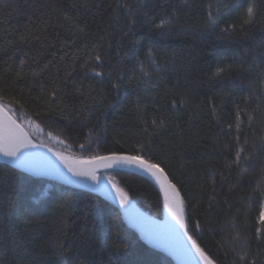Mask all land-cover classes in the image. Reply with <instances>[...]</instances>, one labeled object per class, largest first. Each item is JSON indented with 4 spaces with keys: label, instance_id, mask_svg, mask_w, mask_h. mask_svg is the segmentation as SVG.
<instances>
[{
    "label": "trees",
    "instance_id": "1",
    "mask_svg": "<svg viewBox=\"0 0 264 264\" xmlns=\"http://www.w3.org/2000/svg\"><path fill=\"white\" fill-rule=\"evenodd\" d=\"M250 2L0 0V105L64 157L115 152L159 164L189 234L215 264H264V0L246 24ZM161 19L171 24L157 29ZM241 148L251 158L237 165ZM102 177L165 221L151 179L126 170ZM0 264L173 262L94 193L0 162Z\"/></svg>",
    "mask_w": 264,
    "mask_h": 264
},
{
    "label": "water",
    "instance_id": "2",
    "mask_svg": "<svg viewBox=\"0 0 264 264\" xmlns=\"http://www.w3.org/2000/svg\"><path fill=\"white\" fill-rule=\"evenodd\" d=\"M0 108L3 107L0 105ZM5 117L15 121V123L20 126L23 132L31 140V142L33 144L39 145L34 141L29 133L4 109L3 112H0V120H3ZM60 157L64 156L57 155L40 145L35 149L27 151V155L22 166L17 165L15 162L4 157L2 154H0V162L6 163L16 170L34 177L82 188L94 193L117 209L123 223L130 230H132L142 242L156 251L164 254L173 262V264H203L200 258L195 254L194 249H192L187 237L183 235V230L167 210L166 218L169 219V226H164L162 222L157 221L143 213L130 199L129 206L127 208H121L118 200L115 199V192L112 187L113 183L102 177V174L113 170L132 171L151 179L160 188V185H158L155 179H153L151 176L134 167H116L115 165L108 166V163L104 161H97L95 164H87L85 163L87 160L68 157H64V159L61 160ZM66 164L70 165L77 171L89 174L94 173L97 177H99L100 190H97V185L94 184L93 181L87 176H73L65 166ZM179 199L181 200L180 195Z\"/></svg>",
    "mask_w": 264,
    "mask_h": 264
},
{
    "label": "snow or ice",
    "instance_id": "3",
    "mask_svg": "<svg viewBox=\"0 0 264 264\" xmlns=\"http://www.w3.org/2000/svg\"><path fill=\"white\" fill-rule=\"evenodd\" d=\"M140 3L143 4V0H140ZM211 7V6H210ZM257 4L255 0H251L249 6L246 9V24H251L255 21L257 16ZM209 22L213 21V14L210 11L208 13ZM171 24L170 19H161L158 24L155 25L157 29H165L167 26ZM222 31L228 32L229 29L225 28ZM156 56L153 55V50L149 49L147 53V60L151 62L157 69L159 65L156 64ZM95 60L100 62L97 66H102V58L99 55L95 56ZM21 67H23L25 61H19ZM138 63H142L139 62ZM143 72V68H141ZM226 69L223 67L217 68V75L222 72H225ZM92 75L94 77H102L103 73L101 71H96L95 68L91 69ZM18 79H24V77L18 72ZM110 75V74H109ZM144 75H149L148 73H144ZM137 78L138 77H135ZM60 93L59 87L54 88L51 92V96L49 97V103H55V98L58 97ZM180 107L184 106V102H179ZM172 107L175 109L177 107V101L172 102ZM4 109L0 108V112H3ZM239 116V113H237ZM248 120H252V116L248 117ZM155 123V122H154ZM40 145L33 144L31 140L27 137V135L23 132L18 124L15 121H12L10 118L5 117L3 120H0V154L4 157L10 159L15 162L17 165H23L25 161V157L27 155V151L31 149H35ZM80 147L83 149L85 145L81 144ZM244 150L241 148L236 152L235 163L237 165L242 162H247L250 160V155H241V152ZM61 160L64 157H60ZM97 161H104L108 163V166L115 165L116 167H129L136 168L149 176L155 179L156 183L160 185V190L164 196V207L165 209L172 215V217L179 224L180 228L183 230V235L187 237L188 242L191 244L192 249H194L195 254L200 258L203 264H214L213 259L206 254L205 250L200 246L196 239L193 238L192 235L189 234L188 225L185 222L184 214H183V201L179 199V194L176 189V185L172 183L171 180L168 179V176L165 174L163 168L157 164L152 162L151 160H147L143 155H119L117 153H112L111 155L106 156H92L85 163L87 164H95ZM68 168V171L72 173L73 176L76 177H84L87 176L89 179L93 181L94 184L97 185V190H100L99 177H97L94 173L89 174L81 171H77L72 168L70 165H65ZM113 189L115 192V199L118 200L121 208H127L129 206V193L125 191L124 188L113 184ZM261 219H264V212L260 213ZM198 227V225H197ZM259 231V230H257ZM247 253L241 256V260H245ZM251 264H256V261L253 259Z\"/></svg>",
    "mask_w": 264,
    "mask_h": 264
},
{
    "label": "rangeland",
    "instance_id": "4",
    "mask_svg": "<svg viewBox=\"0 0 264 264\" xmlns=\"http://www.w3.org/2000/svg\"><path fill=\"white\" fill-rule=\"evenodd\" d=\"M41 145L44 146L45 148H46V147H47V148H50V149H51V152H53V153H55V154H57V155H60V154H59V151L56 150L55 148H52V147H50V146H48V145H46V144H44V143H42V142H41ZM50 149H49V150H50ZM55 150H56V151H55ZM60 156H63V155H60Z\"/></svg>",
    "mask_w": 264,
    "mask_h": 264
},
{
    "label": "bare ground",
    "instance_id": "5",
    "mask_svg": "<svg viewBox=\"0 0 264 264\" xmlns=\"http://www.w3.org/2000/svg\"><path fill=\"white\" fill-rule=\"evenodd\" d=\"M162 224H163L164 226H169V224H170L169 219L166 218V221L162 222Z\"/></svg>",
    "mask_w": 264,
    "mask_h": 264
}]
</instances>
